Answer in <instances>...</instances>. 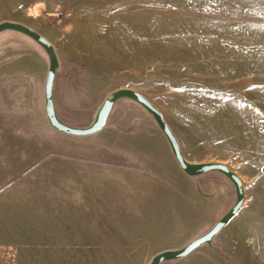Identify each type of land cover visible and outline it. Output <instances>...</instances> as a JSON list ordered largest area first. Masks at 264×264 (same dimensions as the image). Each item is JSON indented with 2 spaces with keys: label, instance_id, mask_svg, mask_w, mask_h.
<instances>
[{
  "label": "rangeland",
  "instance_id": "1",
  "mask_svg": "<svg viewBox=\"0 0 264 264\" xmlns=\"http://www.w3.org/2000/svg\"><path fill=\"white\" fill-rule=\"evenodd\" d=\"M4 21L55 47L63 122L89 127L113 89H133L161 111L189 162H219L240 176L239 214L211 246L164 264H264V0H0ZM48 71L36 42L0 35V125L28 127L13 138L34 144L16 157L0 150V178L48 177L42 186L24 179L21 185L42 191L14 200L5 195L13 187L4 192L0 183L3 209L23 212L13 232L24 244L19 264H150L209 232L234 207L227 177L187 176L171 147L163 150L167 139L149 126L150 114L130 105L127 118L137 127L129 137L146 136L151 153L129 151L112 160L120 166L78 163L84 155L75 139L46 115ZM9 234L7 226L0 232Z\"/></svg>",
  "mask_w": 264,
  "mask_h": 264
},
{
  "label": "crops",
  "instance_id": "2",
  "mask_svg": "<svg viewBox=\"0 0 264 264\" xmlns=\"http://www.w3.org/2000/svg\"><path fill=\"white\" fill-rule=\"evenodd\" d=\"M118 89H122V88L117 87L113 90H118ZM53 93H54V89H53ZM44 94H45V89H44ZM128 105L134 108L137 113L144 114L145 112V110L140 105L138 106L137 103L129 99H123L115 104L113 111L109 116L107 125L101 132L86 137H76V136L67 135L68 137L75 139L74 140L75 143L73 144V146H78L80 150L79 153L82 152L83 154L82 153L81 154L84 155L82 157L81 154L78 153V155L82 157L76 160L78 163H82L88 166L90 165L120 166L123 163L114 162L112 160L120 161L119 159L125 158L126 154L129 151L133 153H137L138 151H142L144 153H149V152L151 153V149L149 148L146 149L144 147L146 142L150 141L149 139L146 140L147 139L146 136L143 135L137 136L135 134H132V137H129V135H131V132H134V128L137 127V122L136 119L134 120L133 118L131 119L127 118V111L125 110V107H129ZM4 119L5 118H3L2 120L3 122H5ZM6 120H7L6 124L0 125V136H2V138L0 139V150L4 152H9L8 154L14 153V155L12 154V157H16L15 153L18 150L31 151L34 146L33 143H17L15 138H13L20 134L21 135L27 134L29 130H27L26 128L28 127H25L21 124H17L15 121L11 122V120L9 119ZM148 124L150 127H152V125L154 124L158 132L162 133L152 118L148 120ZM46 127L48 129L49 127L48 124L46 125ZM11 136L13 139H11ZM162 137L163 139H166L165 136ZM94 143H97L98 146L96 145L93 146ZM138 143L142 144V146L138 145ZM168 143L169 142L167 140L166 142H164V144H162L163 150H165L166 152H168L170 148L169 146L170 144ZM45 145H48V143H46ZM88 145H89V151H91V153L85 154L84 152L87 151L86 146ZM41 146L42 147H39V150L43 149V144ZM62 147L63 148L66 147L68 150L70 149L67 145H62ZM45 148L46 150L48 149V147ZM72 151L76 152V148H73ZM47 156L48 154L45 155V157ZM24 161H26V159ZM40 165H42V163ZM23 174L24 176L20 177L21 179H19L18 176H15L16 178H11L10 180L7 181L6 180L3 181L2 178H0V183H6V184L12 183L13 185V186L9 185V187H7L5 184V186H3L4 192L8 191L9 189H12L13 187L12 190H9L8 194L5 193V195H8L10 199L14 200L16 198H22L23 196L19 194L24 190L25 193L42 191L41 186L48 179L47 176L40 175L39 177H36L34 180L33 178L31 179V177L27 173H23ZM24 179H26L27 181L29 179L31 183L32 182L33 183L35 182L36 184L39 183L41 184V186L38 185V187L40 188L32 187V186H28L26 188L24 187V185H21L23 182H26V180ZM1 188L2 187L0 185V232L5 230V227L7 226L10 229V234L9 237L0 235V264H19L21 261V254H22L20 248L24 244L19 242L18 237H15L14 235L15 233L13 232L20 230V228L22 227L19 223L22 222L21 216L23 215V212L22 211L20 212V210L18 209H16V211L13 212L12 210L6 212L3 209L4 206L1 200H2V195H4V192L1 191ZM6 223H8L9 225H7Z\"/></svg>",
  "mask_w": 264,
  "mask_h": 264
},
{
  "label": "water",
  "instance_id": "3",
  "mask_svg": "<svg viewBox=\"0 0 264 264\" xmlns=\"http://www.w3.org/2000/svg\"><path fill=\"white\" fill-rule=\"evenodd\" d=\"M7 31L17 32L29 37L31 40L36 42L48 56L49 71L45 84V111L49 124L52 128L63 134L76 137H86L97 134L106 127L109 116L112 113L115 104L121 99H129L140 105L150 114L161 132L168 140L179 167L187 176L195 178L208 173L217 172L230 180V182L234 185L236 192V202L234 207L230 209L210 229L209 232L192 241L190 244L180 250H168L158 254L152 259L150 264H164L177 261L186 258L202 246H211L213 240L239 214L242 209L245 200V189L240 176L234 170L219 162H189L183 155L176 134L167 123L161 111L148 98L133 89L122 88L115 90L110 95V97L104 101L96 114L94 122L89 127H75L63 122L58 115L53 93L55 78L57 71L60 68V61L55 47L45 37L24 24L11 21H4L0 23V35Z\"/></svg>",
  "mask_w": 264,
  "mask_h": 264
}]
</instances>
